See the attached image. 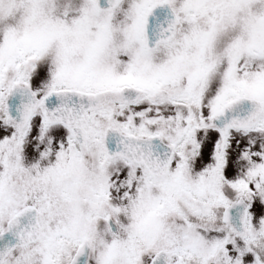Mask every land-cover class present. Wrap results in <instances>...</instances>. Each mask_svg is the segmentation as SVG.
Segmentation results:
<instances>
[{
    "label": "snow or ice",
    "instance_id": "6c2138e0",
    "mask_svg": "<svg viewBox=\"0 0 264 264\" xmlns=\"http://www.w3.org/2000/svg\"><path fill=\"white\" fill-rule=\"evenodd\" d=\"M0 264H264V0H0Z\"/></svg>",
    "mask_w": 264,
    "mask_h": 264
}]
</instances>
